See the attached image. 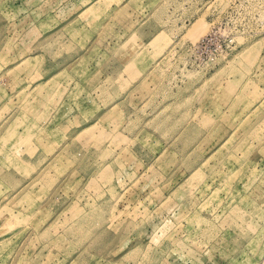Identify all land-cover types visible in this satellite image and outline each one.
Listing matches in <instances>:
<instances>
[{
  "label": "rangeland",
  "instance_id": "374dc122",
  "mask_svg": "<svg viewBox=\"0 0 264 264\" xmlns=\"http://www.w3.org/2000/svg\"><path fill=\"white\" fill-rule=\"evenodd\" d=\"M81 2L0 0V264H264V0Z\"/></svg>",
  "mask_w": 264,
  "mask_h": 264
},
{
  "label": "crops",
  "instance_id": "0c3cea01",
  "mask_svg": "<svg viewBox=\"0 0 264 264\" xmlns=\"http://www.w3.org/2000/svg\"><path fill=\"white\" fill-rule=\"evenodd\" d=\"M72 1H73V0H72ZM75 1H79V2H81L82 0H75ZM81 3H82V2H81ZM79 10H80V11H79V14H77V16H79V15L82 13V7H80ZM53 78H54V77H42V78H39V82H40V80H42V81L44 80L43 83H45V81H46V82L51 81ZM39 82H38V83H39ZM41 83H42V82H41ZM41 83H39V84H41ZM39 84H38V85H39ZM38 85H37V86H38Z\"/></svg>",
  "mask_w": 264,
  "mask_h": 264
},
{
  "label": "bare ground",
  "instance_id": "6f19581e",
  "mask_svg": "<svg viewBox=\"0 0 264 264\" xmlns=\"http://www.w3.org/2000/svg\"><path fill=\"white\" fill-rule=\"evenodd\" d=\"M96 211H98V209H96Z\"/></svg>",
  "mask_w": 264,
  "mask_h": 264
}]
</instances>
